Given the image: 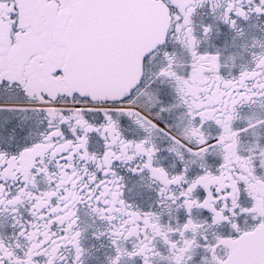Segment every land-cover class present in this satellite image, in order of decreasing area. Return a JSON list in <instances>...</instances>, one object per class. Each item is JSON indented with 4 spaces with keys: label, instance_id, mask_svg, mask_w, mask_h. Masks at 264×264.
<instances>
[{
    "label": "snow or ice",
    "instance_id": "6c2138e0",
    "mask_svg": "<svg viewBox=\"0 0 264 264\" xmlns=\"http://www.w3.org/2000/svg\"><path fill=\"white\" fill-rule=\"evenodd\" d=\"M205 7L251 57L235 73L240 52L201 48L218 31L194 26ZM253 17L264 0H0V215L12 228L0 264H85L81 209L108 225L92 234L107 236V264H264V40L249 46L242 26ZM244 105L260 112L241 116ZM120 168L157 185L159 213L124 199Z\"/></svg>",
    "mask_w": 264,
    "mask_h": 264
},
{
    "label": "flooded vegetation",
    "instance_id": "af4514ba",
    "mask_svg": "<svg viewBox=\"0 0 264 264\" xmlns=\"http://www.w3.org/2000/svg\"><path fill=\"white\" fill-rule=\"evenodd\" d=\"M201 23H214L215 28L218 30L213 32L211 40L202 41V49L212 51L214 48L223 50L227 47V52L225 53L226 55L232 52L241 53L240 58L236 61L238 66L237 69H231V62H229V68L225 69L226 75L229 70L235 73L238 71L240 65L249 64L251 60L250 55L247 52H242L239 47L234 48L231 46L233 43V33L229 31L228 28L220 21H214L207 7L198 10V14L194 17V26L197 29H199V25ZM242 26L245 28L247 33L249 46L252 43L253 37L258 40H264V17H253L248 22L242 24ZM253 112H260V109L256 106L250 107L248 105H244L240 109L241 116L245 117L251 116ZM29 124H31L33 130H35L34 122H29ZM28 126L29 125L26 124L16 128L17 139H22L23 135H26ZM121 127L122 131L128 137H135L138 135V130L136 127L129 122L122 121ZM4 142V134L0 132V145H3ZM157 143L160 144L162 148H164L166 145V141L162 140H157ZM246 146L247 144H245V147ZM90 149L102 151V142H100L98 138L95 137L90 139ZM160 159L170 172L176 170L174 166H179V162L166 151H162L160 153ZM213 159V157H210L209 161L211 162ZM192 168L194 173L198 171V168L195 165H193ZM118 171L121 175L125 176L126 187L124 189V199L129 204H132L143 211L151 210L159 213L162 210L160 207H157V185L153 184L152 187L149 188L147 185L150 183V181L147 179V177H145L143 184H141L139 177H135L132 174L126 172L124 168H120ZM171 215L180 216L182 218V213L173 212ZM194 215L199 216L200 214L194 212ZM80 216L82 226L91 225V227H89L85 232L81 241L82 247L88 250L84 257L85 264H107V257L113 255V250L107 236L101 238L100 240H96L92 235L94 231H104L108 227L107 223L88 215L86 209H81ZM169 219L170 216L168 212L165 211L162 217V222L167 223ZM10 224L11 219L7 216V214L0 215V237H11L12 228L10 227ZM127 247L131 248V242H128ZM65 255L70 256L71 252L66 250ZM136 264H140V261L137 260Z\"/></svg>",
    "mask_w": 264,
    "mask_h": 264
}]
</instances>
